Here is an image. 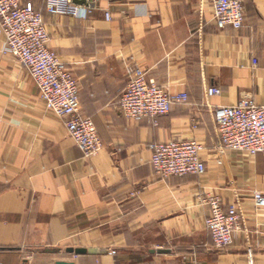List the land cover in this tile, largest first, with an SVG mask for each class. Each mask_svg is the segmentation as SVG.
Returning a JSON list of instances; mask_svg holds the SVG:
<instances>
[{
    "label": "crops",
    "instance_id": "crops-1",
    "mask_svg": "<svg viewBox=\"0 0 264 264\" xmlns=\"http://www.w3.org/2000/svg\"><path fill=\"white\" fill-rule=\"evenodd\" d=\"M35 4L102 147L83 152L30 73L1 53L0 34V264H264V208L253 199L264 154L223 148L214 118L243 99L264 104V0H244L241 29L218 27L213 0H98L87 17ZM136 67L188 100L156 118L125 117L119 99ZM174 139L204 145V175L155 172L148 144ZM209 196L241 209L221 250L206 226Z\"/></svg>",
    "mask_w": 264,
    "mask_h": 264
},
{
    "label": "built area",
    "instance_id": "built-area-1",
    "mask_svg": "<svg viewBox=\"0 0 264 264\" xmlns=\"http://www.w3.org/2000/svg\"><path fill=\"white\" fill-rule=\"evenodd\" d=\"M52 15L87 17L98 0H44ZM213 13L219 28L241 29L245 24L244 0H213ZM110 20L111 14L105 12ZM0 28L6 39L8 52L14 56L35 80L47 107L65 119L70 136L86 155L97 153L102 147L99 131L91 117L80 111L78 80L71 69L48 47V32L44 14L36 9L33 0H0ZM257 60L254 59V64ZM221 89L211 86L209 95ZM188 100L186 92L172 94L150 78L146 69L136 67L123 90L119 105L127 118L140 121L170 112L173 104ZM216 129L223 148L264 154V104L243 99L233 106H219L214 111ZM150 163L162 178L181 175L202 176L207 172L201 157L204 145L195 140L174 139L148 144ZM255 205L264 208V190L253 193ZM210 213L206 226L213 238V247H228L240 226L241 209L237 203L227 209L217 196L207 197ZM189 264V263H183Z\"/></svg>",
    "mask_w": 264,
    "mask_h": 264
},
{
    "label": "rangeland",
    "instance_id": "rangeland-1",
    "mask_svg": "<svg viewBox=\"0 0 264 264\" xmlns=\"http://www.w3.org/2000/svg\"><path fill=\"white\" fill-rule=\"evenodd\" d=\"M0 34L3 36V38H4V40H3V46L1 47V53L2 54H4V55H11L9 52H8V50H7V46H6V39H5V35H4V33H3V30L0 28ZM54 52V51H53ZM55 53V52H54ZM56 54V53H55ZM12 56V55H11ZM31 75V74H30ZM33 78V77H32ZM34 80V79H33ZM34 82H35V80H34ZM35 84H36V82H35ZM37 85V84H36ZM37 88H38V86H37ZM38 90H39V88H38ZM39 93H40V96H41V98H42V100H43V104H44V106H45V108L48 110V111H50V112H52V113H55L56 115H58L54 110H52V109H50L49 107H47V104H46V102H45V100H44V98H43V96H42V94H41V92H40V90H39ZM59 116V115H58Z\"/></svg>",
    "mask_w": 264,
    "mask_h": 264
},
{
    "label": "water",
    "instance_id": "water-1",
    "mask_svg": "<svg viewBox=\"0 0 264 264\" xmlns=\"http://www.w3.org/2000/svg\"><path fill=\"white\" fill-rule=\"evenodd\" d=\"M78 3H85L84 0H76ZM56 264H75L74 262L58 261Z\"/></svg>",
    "mask_w": 264,
    "mask_h": 264
},
{
    "label": "trees",
    "instance_id": "trees-1",
    "mask_svg": "<svg viewBox=\"0 0 264 264\" xmlns=\"http://www.w3.org/2000/svg\"><path fill=\"white\" fill-rule=\"evenodd\" d=\"M35 1H36V0H33V2H34V5H35V7H36ZM36 9H38V8L36 7ZM38 10H39V9H38Z\"/></svg>",
    "mask_w": 264,
    "mask_h": 264
}]
</instances>
